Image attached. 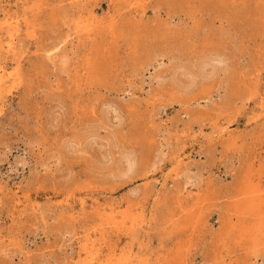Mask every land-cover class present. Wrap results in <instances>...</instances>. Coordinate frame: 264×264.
I'll use <instances>...</instances> for the list:
<instances>
[{
	"label": "rangeland",
	"instance_id": "374dc122",
	"mask_svg": "<svg viewBox=\"0 0 264 264\" xmlns=\"http://www.w3.org/2000/svg\"><path fill=\"white\" fill-rule=\"evenodd\" d=\"M0 77V264H264V0H0Z\"/></svg>",
	"mask_w": 264,
	"mask_h": 264
},
{
	"label": "bare ground",
	"instance_id": "6f19581e",
	"mask_svg": "<svg viewBox=\"0 0 264 264\" xmlns=\"http://www.w3.org/2000/svg\"><path fill=\"white\" fill-rule=\"evenodd\" d=\"M0 79H1V77H0ZM246 195H247V194H246ZM246 195H245V196H246ZM251 196H252V195H251ZM113 259H114V258H113ZM109 261H110V260H109ZM113 262H115V261H113ZM110 263H111V262H110Z\"/></svg>",
	"mask_w": 264,
	"mask_h": 264
}]
</instances>
